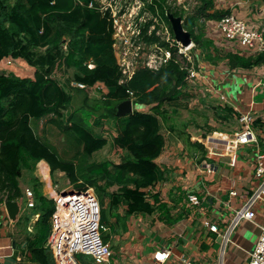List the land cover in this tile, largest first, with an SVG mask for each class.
I'll use <instances>...</instances> for the list:
<instances>
[{
	"label": "trees",
	"instance_id": "obj_1",
	"mask_svg": "<svg viewBox=\"0 0 264 264\" xmlns=\"http://www.w3.org/2000/svg\"><path fill=\"white\" fill-rule=\"evenodd\" d=\"M142 1L144 10L168 24L172 38L174 32L166 11L182 17L184 28L193 39L194 60L181 53L177 43L162 41L153 34L147 38L167 45L172 59L158 70L141 67L130 80L120 83L110 12L103 11L99 0H0V61L11 56L35 68L33 77L0 73V205L21 196L19 181L23 169H32L41 160L48 162L52 173L65 172L76 190L93 186L94 176H106L109 172V161L94 159V154L109 143V135L104 133L108 126L112 127L115 146L130 153L125 163L116 166L117 177L106 184H122L118 192L110 195L112 209L125 203L128 215L152 211L144 189L164 176L155 162L165 144L162 119H168L167 110L161 106L177 105L182 98L191 96L186 91V78L193 67L198 68L200 60L212 65L225 61L232 70L264 64V52L247 55L226 51L207 36L210 21H219L232 13L230 7H217V0H195L193 4L190 0L181 4L176 0ZM91 63L94 67L89 66ZM59 66L68 73L65 82L54 73ZM90 89L93 97L99 99L95 107L102 109L103 104L106 111L93 122L89 121L93 114L88 109V119L71 114L70 123L64 122L65 111L74 99L72 91ZM131 98L135 104L155 105L150 111L135 109L125 116L117 115L118 105ZM215 113L222 119L238 117V112L228 105L217 107ZM46 117L83 146L88 162L86 173L85 170L79 174L73 162L62 158L54 145L35 132L32 122ZM260 125L263 126L258 117L254 128ZM39 200L43 212L35 224L34 235L28 238L27 249L36 264H56L46 246L55 200ZM101 214L103 223L102 210Z\"/></svg>",
	"mask_w": 264,
	"mask_h": 264
},
{
	"label": "crops",
	"instance_id": "obj_2",
	"mask_svg": "<svg viewBox=\"0 0 264 264\" xmlns=\"http://www.w3.org/2000/svg\"><path fill=\"white\" fill-rule=\"evenodd\" d=\"M261 4L264 7V2ZM242 7V3L234 5L232 13L252 23L264 21V12L257 13L253 7L243 10ZM207 36L217 47L229 50L215 21L208 23ZM197 70L200 72L198 78L187 83L186 91L195 94L207 114L205 117L202 114L203 120L181 121L183 138L171 132L172 128L161 131L165 144L155 162L164 176L144 189L153 206L152 211L128 215L125 203L112 209L110 195L120 188L109 193L106 206L103 205L101 210L104 212L103 224L109 230L104 239L110 245L112 255L102 264H155L154 253L159 249L171 251L163 264H187L183 258L191 264H247L250 260L260 233L254 221H241L227 245L223 234L235 210L247 201L258 183L256 157L259 152L264 153V132L256 131L257 143L239 145L235 149L208 150L203 139L213 127L217 131L219 125L237 122L234 117L217 118V107L231 106L238 115L253 107L256 115L261 113L260 118L264 120V65L232 70L226 62L212 65L200 60ZM223 86L227 88L223 89ZM224 90L231 92L229 97ZM107 147L96 152L94 159ZM205 163L212 165L214 170H203ZM64 173L59 171L55 175L62 177ZM53 175L45 160L37 162L32 169L24 168L19 181L22 194L14 199L20 204L18 217H9L5 202L0 205V264H36L30 258L27 243L43 212L40 197L55 200L59 193L74 188L71 183H62ZM232 190L237 194L232 195ZM192 194L199 197L200 203L190 201ZM257 213V219L263 220L264 205H257ZM207 219L218 223L220 231H212L205 224ZM47 241L48 238L46 246ZM82 264L95 263L90 257Z\"/></svg>",
	"mask_w": 264,
	"mask_h": 264
},
{
	"label": "built area",
	"instance_id": "obj_3",
	"mask_svg": "<svg viewBox=\"0 0 264 264\" xmlns=\"http://www.w3.org/2000/svg\"><path fill=\"white\" fill-rule=\"evenodd\" d=\"M103 11L110 12L113 24V50L121 72L120 83L130 80L141 67L158 70L166 65L173 56L172 50L167 45H162L159 40L150 41L147 37L156 34L162 41L177 43L179 51L185 53L182 45L169 34V26L165 21L153 16L144 10L142 0H114L105 5L101 0ZM117 2V3H116ZM150 22L147 30L143 27ZM226 47L231 51H243L244 54L264 52V21L252 23L249 20L231 13L221 20L215 21ZM190 47H186V50ZM188 57V55H186ZM189 58V57H188ZM17 59L5 57L0 61V73L12 68ZM264 65V64H263ZM90 67L94 65L90 64ZM200 72L192 68L187 76V83L198 78ZM76 85L83 87L81 83ZM133 95V92H130ZM225 97L223 96L222 99ZM133 99V98H131ZM257 119L255 109L250 107L242 111L238 117L237 127L233 133L215 131L204 142L208 150L235 149L239 145L257 143V132L254 122ZM214 167L208 163L203 165V170L212 172ZM256 177L258 183L247 201L235 210L226 231L223 234L227 245L235 227L247 219L254 221L260 229L257 241L250 253L247 264H264V219H257V205H264V153L259 152L256 157ZM28 192H30L28 190ZM232 195L237 191L232 190ZM190 201L200 203L197 195H189ZM55 211L51 217V232L47 241V248L51 251L56 264H82L76 255L90 256L95 264H102L112 255L110 245L102 238V230L106 227L101 221V204L92 188L65 190L55 197ZM205 224L215 232H219V225L209 219ZM171 256L168 249H159L154 253L155 264H163ZM187 264H191L183 258ZM225 264V263H222Z\"/></svg>",
	"mask_w": 264,
	"mask_h": 264
},
{
	"label": "rangeland",
	"instance_id": "obj_4",
	"mask_svg": "<svg viewBox=\"0 0 264 264\" xmlns=\"http://www.w3.org/2000/svg\"><path fill=\"white\" fill-rule=\"evenodd\" d=\"M101 1L103 3H105V5H109V3H111L114 0H101ZM120 1L121 2L124 1L123 3H127L126 2L127 0L126 1L125 0H118V2H120ZM176 1L178 4L185 2V0H176ZM190 1H191L190 4H193L195 2V0H190ZM240 2L242 3V6H243L242 9L243 10H246L247 8L250 9L251 7H253L254 11H256L257 13H263L264 12V7L261 4L263 2H260V1H252L251 2L248 0H244V1L243 0H217V7H220V8L221 7H224V8L230 7V8H232L234 5H241ZM112 5L114 6L115 3L112 2ZM210 22L212 23L214 21H210ZM169 32H170L169 34L171 35L172 33L170 30H169ZM179 44L182 45L181 42H179ZM193 45H194V43L191 46H188V47H190V49H188V50H186V46L182 45V49L185 50V53H186V55H188L189 60H194L193 59L194 50L191 49V47ZM222 49H224V48H222ZM224 62L225 61H222L220 64H224ZM92 65H94V64H92ZM195 69H197V68H195ZM34 71H35L34 67L28 65L26 63V61L21 60V59H17L15 61V65L12 68L5 69L6 73H13V74H15L17 76H21V77H33ZM54 73L58 78L62 79V81H64V82H65L66 78L68 77V73L66 71L64 72L63 67H60V66L55 68ZM226 88H227V86H223V89H226ZM233 90H234V92H237L236 87H234ZM187 91L190 92L189 90H187ZM224 92L228 97L231 94V92H226L225 90H224ZM72 93L74 95V99H73L71 106H69L68 109L65 111V116H64L65 121L64 122L70 123L71 114H74L75 117H77V118L85 117V119H88L90 117L89 116L90 114L87 112V109L93 114L89 118V121L93 122L96 119V116L98 117V115L100 113L106 111V108L104 107L103 104H102V106H103L102 109L95 107L97 105L99 99L98 98L95 99L93 97V96H95V94H93L92 89H90L89 91H85V92H82L80 90H75V91H72ZM192 94L193 95H191V97L187 98L185 101L182 99L179 100L177 105L164 104L161 106V108L167 110V114H168L167 120L162 119V128H161L162 130L161 131H163L164 128H166V129L172 128L171 132L178 135L179 138H183V134L181 132V127H180L181 121H184L185 119H187L188 121H196L197 118L203 120L202 117L207 114V110L203 108V105L198 100V98L195 96V94L194 93H192ZM256 99L259 100L260 97H256ZM132 100L134 102V99H132ZM154 105L155 104H135L134 103V108L135 109L139 108L142 111H150V110H152V107ZM164 112H166V111H164ZM202 114H203V116H202ZM258 114H260V115H258ZM258 114H257L258 117H261V113H258ZM261 120H262L263 126H261V125L257 126L256 127L257 132L262 131V129L264 128V120L262 118H261ZM227 123H225L224 125H219L217 131L218 132L233 133L234 129H236L237 127L239 128V126H240L238 122H236V123L232 122L230 124L229 123L227 124ZM32 124H33L35 132L43 140L54 145L57 148V150L59 151L62 158H64L65 160H69L75 164L79 174L81 172H84L87 169L86 166H87L88 162L85 161V158L83 156V146L80 145L76 141V139L73 136H71V134L66 133L63 128L59 127V125L53 124L50 121V117L42 118L40 120H34L32 122ZM101 127H99V128H101ZM107 127L105 126L104 133L106 135L110 134L108 136V139H109L108 147L106 150H103L102 155H96L95 160L99 161L101 159L102 160L107 159V161H109V166H110V168L108 169L109 172L106 176H102V177L94 176L93 177V180L95 181L94 185L88 187V188H93L95 194L97 195V197L101 203V207L103 205H105L106 204L105 202L107 201V199H109V193H111L116 188L119 189L122 186V184H120L118 182H114V184L110 185L109 187H107L106 184L111 179L117 177V175H118L117 173L119 172V170L116 169V166H119V165H122L123 163H125L127 161L129 154H130L128 151L115 146L114 141H113V136H112L113 130L110 131V129H112V127H110V128L109 127L107 128ZM222 127L225 129L222 130ZM227 128H229V129L227 130ZM214 132L215 131H214V127H213L212 129H210V131L206 132V134L204 135L203 141H205V139L208 136H211V135L213 136ZM57 172H59V170H57L55 172V174H57ZM86 172H87V170L85 171V173ZM133 173H134L133 171L129 172L130 175H132ZM55 174L53 176L56 180L59 179V180H61L62 183H64V182H66L67 184L71 183L70 179L65 175V173L63 174L62 177H58V175H55ZM125 177H127V176H125ZM21 224H23V223H21ZM108 232H109L108 229L102 230L101 234H102L103 239H104V236L108 234ZM76 257H77L78 261H80L81 263H85L86 260L90 259L89 256L84 255V254H77Z\"/></svg>",
	"mask_w": 264,
	"mask_h": 264
},
{
	"label": "water",
	"instance_id": "obj_5",
	"mask_svg": "<svg viewBox=\"0 0 264 264\" xmlns=\"http://www.w3.org/2000/svg\"><path fill=\"white\" fill-rule=\"evenodd\" d=\"M167 17L171 22L172 29L176 41L181 42L183 46H191L193 44V39L191 33L184 28L183 19L181 16H175L171 11H166ZM134 112L133 100L127 99L122 101L117 108V115L125 116L129 113ZM5 207L9 214V217L16 219L19 215L20 204L14 200H6Z\"/></svg>",
	"mask_w": 264,
	"mask_h": 264
}]
</instances>
